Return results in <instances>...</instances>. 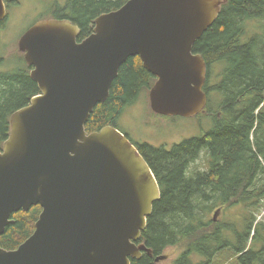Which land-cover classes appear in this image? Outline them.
Listing matches in <instances>:
<instances>
[{
    "label": "water",
    "instance_id": "water-1",
    "mask_svg": "<svg viewBox=\"0 0 264 264\" xmlns=\"http://www.w3.org/2000/svg\"><path fill=\"white\" fill-rule=\"evenodd\" d=\"M225 1L128 0L97 16L81 41L80 27L65 18L41 19L21 35L40 93L11 115L0 149V236L13 213L36 205L42 212L16 249L0 244V264H131L152 254L141 236L161 196L153 170L120 129L89 133L86 123L132 56L156 76L155 113L204 111L208 67L193 47ZM7 13L0 0V22Z\"/></svg>",
    "mask_w": 264,
    "mask_h": 264
},
{
    "label": "trees",
    "instance_id": "trees-1",
    "mask_svg": "<svg viewBox=\"0 0 264 264\" xmlns=\"http://www.w3.org/2000/svg\"><path fill=\"white\" fill-rule=\"evenodd\" d=\"M5 1L9 7L14 2ZM127 1L67 0L64 5L55 3L48 10L52 15L43 18L71 20L80 27L81 41L93 32L97 16ZM261 18L264 0H226L216 21L193 47L208 67V103L201 113H207L212 121L209 131L170 149L149 142L139 145L127 134L150 165L161 190L141 236L152 254L144 251L140 258H131V264H158L157 257L169 247L181 249L173 264H215L216 256L229 250L234 252L236 264H264V223L257 220L264 204V30L248 32L249 25ZM21 56L23 65L0 70V149L10 134L11 115L40 93L31 77L32 67L23 53ZM4 61L0 58V65ZM212 73L218 82L210 85ZM155 81L156 76L143 67L140 56L128 58L108 98L94 107L86 130L91 133L106 126L119 129L124 108ZM202 153L209 157L208 168L192 170ZM238 204L246 206L249 216L245 229L235 230L238 238L234 243L223 233L236 227L214 216L222 208ZM41 212L42 207L36 205L13 213V222L0 236L1 246L16 249L32 235ZM257 240L262 242L259 247ZM194 255L204 259L195 262Z\"/></svg>",
    "mask_w": 264,
    "mask_h": 264
},
{
    "label": "rangeland",
    "instance_id": "rangeland-1",
    "mask_svg": "<svg viewBox=\"0 0 264 264\" xmlns=\"http://www.w3.org/2000/svg\"><path fill=\"white\" fill-rule=\"evenodd\" d=\"M18 2V3H17ZM64 5L67 0H14L7 6V17L0 25V58H4V63L0 65V70H13L24 64L21 56L18 42L21 35L35 22L41 18L50 17L52 13L48 12L55 3ZM12 5V6H11ZM43 18V19H44ZM252 22L249 25L248 32H262L263 28H257ZM264 25V22L261 23ZM25 58V57H24ZM218 78L215 73L211 74L210 85L216 84ZM150 88L143 90L139 97L131 104L124 108L119 119L120 130L128 134L133 142L139 143L149 142L154 146H164L167 149L173 147L174 144L180 143L186 139L202 136L210 130L212 121L208 118L207 113H201L192 117L184 116H165L155 113L150 105L149 98ZM214 98L217 97L215 94ZM212 107H216L213 99ZM209 157L206 153H202L201 157L192 164L191 169H207ZM264 203V202H263ZM243 204L235 205L230 208H222L216 214L217 220L221 222H229L236 228L224 230V237L237 241L235 230L242 231L245 229L248 210ZM214 213V212H213ZM212 213V214H213ZM257 220L264 223V204L258 214ZM263 236V234H262ZM258 245H262L261 240L255 241ZM180 247H169L164 250L162 255L164 259L158 264H173L179 257ZM235 254L232 250L219 253L215 260V264H236L233 258ZM203 256L194 255L192 260L199 262L203 260Z\"/></svg>",
    "mask_w": 264,
    "mask_h": 264
},
{
    "label": "flooded vegetation",
    "instance_id": "flooded-vegetation-1",
    "mask_svg": "<svg viewBox=\"0 0 264 264\" xmlns=\"http://www.w3.org/2000/svg\"><path fill=\"white\" fill-rule=\"evenodd\" d=\"M254 21H256L257 23H253V25H255L257 28H263L264 29V25H262L261 23L262 22H264V19L263 18H261V19H257V20H254ZM253 21V22H254ZM263 39H264V36H263ZM126 136H127V134H126ZM139 145H141V144H143V142L142 141H140L139 143H138ZM138 147V146H137ZM224 206V205H223ZM222 206V207H223Z\"/></svg>",
    "mask_w": 264,
    "mask_h": 264
},
{
    "label": "bare ground",
    "instance_id": "bare-ground-1",
    "mask_svg": "<svg viewBox=\"0 0 264 264\" xmlns=\"http://www.w3.org/2000/svg\"><path fill=\"white\" fill-rule=\"evenodd\" d=\"M247 103V102H246Z\"/></svg>",
    "mask_w": 264,
    "mask_h": 264
}]
</instances>
